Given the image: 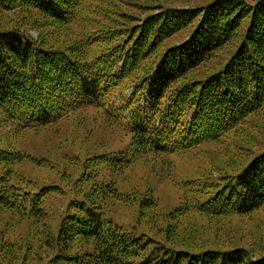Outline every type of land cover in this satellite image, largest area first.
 <instances>
[{"label":"trees","instance_id":"obj_1","mask_svg":"<svg viewBox=\"0 0 264 264\" xmlns=\"http://www.w3.org/2000/svg\"><path fill=\"white\" fill-rule=\"evenodd\" d=\"M185 1L0 0V14H14L0 19L11 23L0 26V264H264L263 247L215 239L227 220L264 207V150L233 147L218 174L186 179L168 209L151 188L119 185L141 160L164 172L172 154L264 113V0ZM86 106L126 126L128 147L76 158L79 176L61 172L69 189L19 174L23 160L52 165L9 136ZM129 199L136 219L124 223L114 212Z\"/></svg>","mask_w":264,"mask_h":264},{"label":"rangeland","instance_id":"obj_2","mask_svg":"<svg viewBox=\"0 0 264 264\" xmlns=\"http://www.w3.org/2000/svg\"><path fill=\"white\" fill-rule=\"evenodd\" d=\"M173 3L186 4V1L174 0ZM5 15L14 14L3 12L0 14V19ZM10 24L5 18L0 20L1 27L10 26ZM193 29L194 26L191 25L185 32L169 38L166 46L181 41ZM31 34L36 37L35 32ZM217 53L219 54L214 60L201 66V73L205 70L216 69L229 54L225 51ZM134 86L125 87L120 94L129 98ZM116 123L106 122L100 109L86 106L78 108L71 116L66 115L56 123L40 130L14 133L9 137L20 149L37 159L47 157L49 159L46 160L52 165L49 167L23 160L15 168L20 172L19 174H24L39 183H58L62 185V188L69 189L70 186L64 184L62 180L61 172L67 171L74 173V177L79 176L84 168L82 161L76 162V158L82 159L94 153L121 151L128 147L131 134L126 132V126L122 125L119 128ZM242 131L241 133L237 131L238 134L233 133L220 141H207L183 153L172 154L170 157L173 159L174 166L170 168V165H165L166 171L164 172L153 168L148 159L141 160L134 167L126 168L119 180L120 188L127 191H142L145 187L151 188L160 200V205L167 209L171 208L174 204L180 203L184 197L183 188L188 185L186 179L200 178L203 180L207 176L218 174L224 162L231 159L232 152L236 149L233 147L249 146L254 154L264 150V113H259L258 117L244 125ZM251 136L255 138L252 142L248 139ZM229 150L231 154L226 155ZM254 154L251 156L253 157ZM183 180L184 183H182ZM67 196L68 194L63 191L51 196L52 210L61 209V204L68 199ZM130 200L123 202V207L117 206L114 212L117 220L132 223L136 219L137 206ZM220 228H222L221 235L215 239L220 240L221 243L232 246L237 243L246 247L264 248V207L246 215H235Z\"/></svg>","mask_w":264,"mask_h":264}]
</instances>
